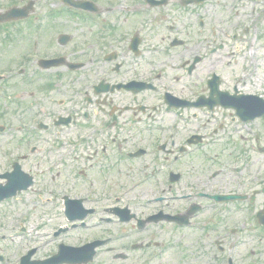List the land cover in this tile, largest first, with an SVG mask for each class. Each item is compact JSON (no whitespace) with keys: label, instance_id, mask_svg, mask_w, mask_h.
I'll list each match as a JSON object with an SVG mask.
<instances>
[{"label":"rangeland","instance_id":"1","mask_svg":"<svg viewBox=\"0 0 264 264\" xmlns=\"http://www.w3.org/2000/svg\"><path fill=\"white\" fill-rule=\"evenodd\" d=\"M92 2L100 9L102 8L101 11H105L103 8H112L110 15H117L122 14L120 12L123 10L114 7L127 5L131 0H92ZM135 2L140 6L142 0H135ZM30 4L33 5V12L26 20L15 22L16 26L13 27H11L12 22L8 26L4 24V28H0V73L17 72L18 69L23 68L21 65L25 62V55L31 53V46L37 44L36 48H33L35 51L32 56L28 57L30 58V62H27L26 65L27 71H29L28 75L8 78L4 82L7 84L4 88H6V92L19 98L23 108H30L31 118H41L51 126L52 122L47 117H50V114L51 116L57 115L67 105L68 99L63 97L60 92L63 90L65 93H70L73 84L77 87L78 78L67 74L63 68L50 71L40 69L37 62L40 59L66 56L67 51H71L73 45L77 42L82 44L83 36L87 35L89 28L92 27L89 23L76 20L66 14L53 16V20H48L51 17L49 15L51 10L65 9L62 0H0V13H5L12 6L23 8ZM181 8L178 1L170 0L168 6L157 11L161 17L165 18L164 22H157V30H162L161 26H164L165 31L163 30V32L166 36L168 34L166 26L171 20V30L175 32L170 35L171 38L175 37L188 42L185 48H172L171 62L177 67V70H171V92L184 97H193V92H188L187 86L192 87L193 83L201 86L205 77L216 71L222 77L224 88L232 91L237 87L240 92L260 95L264 98V0H208L204 6L193 7L186 11ZM101 13L103 17L110 16L105 15L106 12ZM151 15L149 14V16ZM33 17L37 19L36 21L41 22L40 25H44V29H39L41 26L37 27V23L34 24L36 27L32 26L31 19ZM145 19V16H132L128 20H117V31L128 32ZM199 23H203V29L200 28ZM18 26H21V33L14 30ZM34 28L37 29L36 33ZM157 30L147 29L146 31L148 35H151ZM163 32L158 33V41L165 42L163 43L165 45L169 41L168 37L165 39ZM59 33L64 34L65 37L70 36L74 42H69L64 47L59 46L60 43L58 45L55 42ZM148 39L150 40L151 37L149 36ZM214 40H217L218 43L222 40L223 45L212 54L211 50L215 47L212 45ZM51 41L54 45L50 44ZM102 42L103 44L100 46ZM104 47V41L101 40L98 45L88 51L89 53L96 52L97 49L102 51ZM80 49L87 50L84 46H81ZM195 54L200 55L203 60L196 67L193 75L187 76L185 70V72L181 71L182 65L189 58L193 59ZM57 89L61 90L58 92ZM4 100L5 95L0 94V125L5 127L4 132L0 133V174L11 171L12 164L18 161L23 170L34 177V185L19 197L0 203V223L8 221L7 226L0 225V256L4 259L0 264H18V256L30 247L38 248V252L32 257V260L47 259L52 253V255L57 254L55 248L60 240L62 241L61 238L53 237L54 232L64 223L61 196L67 194L73 195V197H85L86 182H95L99 179V184L104 185L103 190L100 187L101 191L110 190L113 192L117 188L115 183L122 182V185H125L134 180L137 175L124 173L120 176L121 181H119L115 174L111 176L110 180L106 178L108 175L101 171L102 164L98 163L99 161H96L97 168L94 170L89 167L93 165L87 158L90 148L87 144H80L79 147V141L83 140V137L80 136V128L77 127H68L63 131L53 127L48 132H42L38 137L31 135L27 144L28 133L25 132L21 124L23 120L17 119L15 116V114L17 116L25 115V110L15 111L20 106L10 103V101L4 102ZM194 112L197 113V117L192 115ZM183 113L187 118L183 121V129L186 131L183 135L198 133L197 135L207 136H205L206 143L201 149L184 160L180 166L184 177L180 185L184 189L186 188L188 191L200 190L203 185L237 188L236 181L231 180L232 176L226 166L235 164L244 168V165L248 163V152L252 167L258 169L264 166L261 156L255 149V146L264 144V136L261 133V131L264 132V120L252 124L255 132L259 131L258 134L263 138L259 144L249 136L247 141H243L240 137L242 135H239L238 131L244 133L246 129L238 123H228L231 118H234V112L216 111L214 118L217 120L212 123H208L210 116L206 110ZM222 121L225 124L222 128L224 131L215 134L218 122ZM204 123L207 124L206 127H204ZM27 124V128L33 126V124ZM128 129L130 128H126V130ZM107 131L108 134H114L113 129H107ZM141 133L140 129L136 130V137L139 134V137L142 138ZM102 136L104 134L98 138L102 139ZM181 137L182 134L177 136L179 145L184 144L185 141ZM34 146L38 149L30 154L29 150ZM23 155L26 156L25 160L21 158ZM86 167L89 168L85 169ZM83 169L89 170L90 175L87 177L78 175L79 171ZM216 169H221V175L217 179H211L209 183L206 175ZM0 184H5V181H0ZM140 189L136 194L143 196L141 201L145 203V195L148 193L152 195L153 192ZM177 190L179 192V189ZM97 196L99 195H95V197ZM191 203L193 202L187 200L182 205H177V209L179 208V211L181 208L186 209ZM96 206L99 212L101 208L98 204ZM98 214L102 215L100 212ZM43 215H46V218L44 224L41 225V237L31 239L26 233L30 227L37 226ZM24 217L27 218L26 221H23ZM242 218L241 215L240 219ZM21 225L23 230H21ZM105 230L113 231V228L110 230L104 228L99 235H103L102 232ZM118 230V228L114 229V231ZM186 234V240L192 245L177 249V254L173 259L165 257L161 261L162 263L180 264L175 260L186 252L187 256H191L195 251L199 252V234L189 231ZM14 235L21 237L14 240L11 238ZM65 235H67V240L73 243L83 242L93 237L80 231ZM69 236L71 240H69ZM181 236L182 234L173 232L171 227V236L168 235L161 239L171 243L173 238L179 239Z\"/></svg>","mask_w":264,"mask_h":264},{"label":"flooded vegetation","instance_id":"2","mask_svg":"<svg viewBox=\"0 0 264 264\" xmlns=\"http://www.w3.org/2000/svg\"><path fill=\"white\" fill-rule=\"evenodd\" d=\"M176 1L181 4L180 0ZM146 8L151 11L160 10ZM66 15L81 19L78 14ZM121 19L128 20L129 17H110L111 23L103 40L106 53H85L81 51V45L76 43L66 56L56 57L63 58L66 62L63 69L67 74L76 76V84L81 87L71 102L72 112L63 109V116L59 117H66L72 125L102 127L93 134L101 143V150L95 151L90 159H99L103 173L123 175L134 172L141 174L144 180L136 186L116 184L117 188L113 192H122L123 198L99 200L106 204L102 209L104 216L99 219V223L112 226L117 224L125 230L120 237V246L114 245L117 244L114 242L117 234L114 230L104 232L101 237L94 236L90 242L104 241L105 245L97 249L94 261L90 264H164L161 261L165 257L173 259L177 249L192 245L186 240L189 229V232L199 234V252L176 259L180 264H264V167L249 169L251 171L246 172L247 177L244 179L240 178L239 173H230L237 188L203 185L200 190L178 192L177 187L184 179L180 166L190 157L191 151L182 152L181 147L176 145L175 135H172L176 128L173 123L178 110L171 106V82L169 86L164 84V67L167 64L161 62L162 59H170L171 55L159 57L155 56L156 50L152 54L149 52L153 43L159 44L156 24L138 23L128 32H118L116 21ZM0 26L4 28V24ZM147 29L157 31L148 35ZM15 31L21 33L22 29ZM70 42H74V39ZM193 60H198L194 67L196 69L202 60L197 56ZM68 64H83V67L71 71ZM26 72L19 71L18 75H26ZM213 75L205 81V86H195L192 93L194 96L187 98L186 105L195 103L199 106L201 97H209L208 81ZM7 78L5 76L0 83L4 84ZM139 83L143 84L137 86ZM104 86H108V93L101 95L99 92ZM139 127L145 128L144 136L140 135L142 138L135 134ZM107 129H113L114 134L110 136ZM261 133L264 135L263 131ZM101 134H104L102 139L98 138ZM158 143L170 145L166 150H159L156 145ZM109 148L115 150L108 151ZM90 167L97 168L96 164ZM160 173H164L166 181L155 185V189H149L146 175L159 176ZM172 174L179 175L176 183H171ZM220 175L221 169L206 175V178L210 183L211 179H217ZM145 186L153 194L145 195L150 199L143 206L139 202V197L143 196L133 194V191ZM134 195L135 198H127ZM223 197L244 199L224 201ZM82 200L84 208L92 213L78 228L89 230L90 234L95 235L93 229L99 226L92 223L96 213L92 207L95 201L89 198ZM187 200L193 203L179 211L177 205ZM193 211L195 213L188 219L187 215ZM178 217L182 220H176ZM181 222L188 224L183 225ZM171 227L173 232L182 236L179 239L173 238L166 247L159 239L171 236Z\"/></svg>","mask_w":264,"mask_h":264},{"label":"water","instance_id":"3","mask_svg":"<svg viewBox=\"0 0 264 264\" xmlns=\"http://www.w3.org/2000/svg\"><path fill=\"white\" fill-rule=\"evenodd\" d=\"M3 19V17L0 16V20ZM254 101H256L257 99L256 98H253ZM263 112H256L252 117H257L259 115H261ZM240 114L245 118V119H248V116L246 114H248V112H246V110H242L240 109ZM18 177H21V174L19 173V169H17L16 173L13 174L12 176H9L7 178L10 179V191L8 190V192H6L5 194H0V200L1 199H4L6 197H9V196H13L16 194L17 191H20V190H24V189H27V187L29 186V183H26L23 181V184L18 186V187H14L13 188V184H16L17 183V178ZM22 181V180H21ZM9 189V188H7Z\"/></svg>","mask_w":264,"mask_h":264},{"label":"bare ground","instance_id":"4","mask_svg":"<svg viewBox=\"0 0 264 264\" xmlns=\"http://www.w3.org/2000/svg\"><path fill=\"white\" fill-rule=\"evenodd\" d=\"M27 234L29 235L30 238H38V237H41V230H38V228L35 226V227H32L28 232ZM13 238H16V236H14Z\"/></svg>","mask_w":264,"mask_h":264}]
</instances>
